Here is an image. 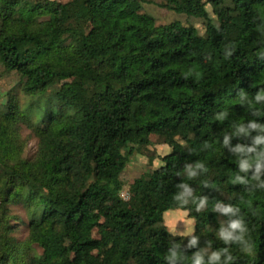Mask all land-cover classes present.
<instances>
[{
	"label": "trees",
	"instance_id": "obj_1",
	"mask_svg": "<svg viewBox=\"0 0 264 264\" xmlns=\"http://www.w3.org/2000/svg\"><path fill=\"white\" fill-rule=\"evenodd\" d=\"M143 1L0 0V79L18 75L0 92V264H169L170 250L175 264H193L198 252L208 264L225 248L229 264H264V188L251 179L254 164L239 168L264 145L254 144L256 130L237 132L264 125V102L254 101L264 90V0H162L199 28L154 26L137 14ZM86 19L90 31L71 42L72 23ZM23 126L37 141L30 158ZM150 135L171 151L129 184L123 201L121 174ZM237 145L256 152H233ZM237 175L250 183H232ZM13 207L27 220L22 241L12 234ZM170 210L194 220L193 234H169ZM237 216L250 252L219 238Z\"/></svg>",
	"mask_w": 264,
	"mask_h": 264
},
{
	"label": "rangeland",
	"instance_id": "obj_2",
	"mask_svg": "<svg viewBox=\"0 0 264 264\" xmlns=\"http://www.w3.org/2000/svg\"><path fill=\"white\" fill-rule=\"evenodd\" d=\"M36 2L38 0H30ZM56 3H66L68 0H52ZM162 0H144L141 2L140 9L137 11L139 16H147L151 18L152 24L154 26L166 25L173 21H179L184 25L195 24L196 27H200L197 22L193 19L187 18L185 15H178L174 11L167 10L162 7ZM206 9L210 12V8L206 5ZM90 21L86 19L84 21H74L72 23V31L68 34L69 40L73 43H79L81 39L88 34L90 31ZM95 67L100 68V64H94ZM18 82V75L14 72H11L10 75L4 79H0V92L9 91L12 88H15ZM87 84V83H85ZM5 97L0 98V103H4ZM36 116V115H35ZM35 116H31V120L34 121ZM20 135L26 141V146L24 148L23 156L25 158H30L34 155L37 147V141L31 134L30 130L23 126L20 130ZM147 137V136H144ZM150 141V144L142 148L141 151H135L132 156L128 159V163L123 173L121 174V180L124 183V188L120 193V198L123 201H127L129 196L127 193L128 186L133 182L134 179L138 178L142 173L151 171L160 166V158L169 154L171 149L164 145L163 138L155 135H150L147 137ZM187 195L183 203L187 201ZM116 200H110L107 202L103 210H107L111 207ZM181 210H170L164 215V225L171 236H181L187 237L193 234L194 232V220L187 217V214L183 215ZM11 214L17 215L19 221L12 222L14 227L13 237L18 241H22L27 236L26 228V217L23 210L19 207L11 208ZM98 222H101L102 219L98 214H95ZM182 217V218H181ZM190 222V223H189ZM167 224H174L173 230H169ZM191 228V232H188V229ZM94 238L97 237V230L92 231ZM67 243L65 240L64 244ZM37 254L41 253V250L37 246H32Z\"/></svg>",
	"mask_w": 264,
	"mask_h": 264
},
{
	"label": "clouds",
	"instance_id": "obj_3",
	"mask_svg": "<svg viewBox=\"0 0 264 264\" xmlns=\"http://www.w3.org/2000/svg\"><path fill=\"white\" fill-rule=\"evenodd\" d=\"M254 101L256 103H262L264 102V90L258 92L254 96ZM217 119H223V114L217 117ZM250 130H256L258 133H261L260 135H257L254 138V144L255 145H264V125H259L257 123L249 122L247 129L244 127H239L237 129L238 133H243L247 135ZM228 143V137L224 138V144L227 145ZM233 152L241 153V152H256L255 147H249V148H243L240 145H237L235 148L232 149ZM264 159V149H262L260 152H256V155L254 158L250 160H242L239 161V168L240 171L245 172L248 168L252 167L253 164L255 165V171L252 175V180L257 181V187L264 188V181L260 180V171L262 166L261 160ZM203 165L197 163L194 167L186 169L187 174L189 177H192L196 175V169L202 168ZM232 183H241V184H248L250 183L249 180L244 179L243 177L237 175L233 180ZM185 189V194L188 193L187 185H181ZM176 199H181V196H177ZM204 200H201L199 202V206H203ZM222 212L226 214L231 215H237L239 212V208H233L231 206H226L221 209ZM185 215V213H183ZM182 218V217H181ZM190 223V222H189ZM168 229L171 231L174 228V224H167ZM188 232H191V228L188 229ZM246 233H247V227L244 223V220L237 216L236 219L230 220L228 223L227 228H221L218 235L219 238L223 240L225 244H228L229 242L239 245L240 250L242 252H250L253 248V246L249 243L248 239H246ZM196 238L193 237L189 240V247H195L196 245ZM225 254V259L223 261L220 260L221 254ZM179 254L175 250H170L168 255L165 257V259L169 262V264H175L176 260L178 259ZM232 260V256L228 254V249H222L221 251L213 252L208 257V264H229V261ZM193 264H204V258L203 253L198 252L193 257Z\"/></svg>",
	"mask_w": 264,
	"mask_h": 264
}]
</instances>
